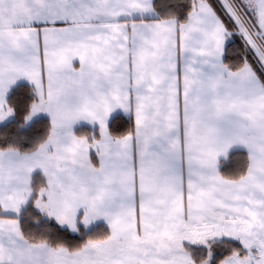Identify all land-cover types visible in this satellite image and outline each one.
I'll return each mask as SVG.
<instances>
[{"label": "snow or ice", "instance_id": "6c2138e0", "mask_svg": "<svg viewBox=\"0 0 264 264\" xmlns=\"http://www.w3.org/2000/svg\"><path fill=\"white\" fill-rule=\"evenodd\" d=\"M0 264H264V0H0Z\"/></svg>", "mask_w": 264, "mask_h": 264}]
</instances>
